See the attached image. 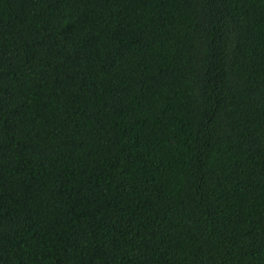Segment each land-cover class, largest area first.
I'll list each match as a JSON object with an SVG mask.
<instances>
[{
    "label": "trees",
    "instance_id": "trees-1",
    "mask_svg": "<svg viewBox=\"0 0 264 264\" xmlns=\"http://www.w3.org/2000/svg\"><path fill=\"white\" fill-rule=\"evenodd\" d=\"M0 264H264V0H0Z\"/></svg>",
    "mask_w": 264,
    "mask_h": 264
}]
</instances>
